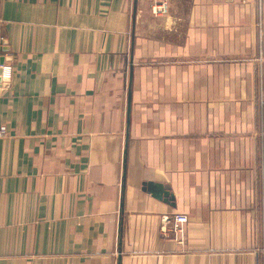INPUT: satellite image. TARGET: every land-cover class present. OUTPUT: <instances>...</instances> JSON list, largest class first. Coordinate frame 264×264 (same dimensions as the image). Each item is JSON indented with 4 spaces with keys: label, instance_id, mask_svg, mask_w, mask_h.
I'll return each mask as SVG.
<instances>
[{
    "label": "crops",
    "instance_id": "crops-1",
    "mask_svg": "<svg viewBox=\"0 0 264 264\" xmlns=\"http://www.w3.org/2000/svg\"><path fill=\"white\" fill-rule=\"evenodd\" d=\"M137 10L0 0V264H264V0Z\"/></svg>",
    "mask_w": 264,
    "mask_h": 264
},
{
    "label": "built area",
    "instance_id": "built-area-1",
    "mask_svg": "<svg viewBox=\"0 0 264 264\" xmlns=\"http://www.w3.org/2000/svg\"><path fill=\"white\" fill-rule=\"evenodd\" d=\"M165 4V2H163ZM161 3V4H163ZM153 13L161 11L159 8L152 9ZM163 11V8H162ZM13 74L12 66L9 62L0 63V78L9 80ZM4 134V127H0V136ZM187 223V216L181 213H175L168 220V223L162 226V233L165 234L171 230L178 235L177 241L182 242L184 234V225Z\"/></svg>",
    "mask_w": 264,
    "mask_h": 264
},
{
    "label": "water",
    "instance_id": "water-1",
    "mask_svg": "<svg viewBox=\"0 0 264 264\" xmlns=\"http://www.w3.org/2000/svg\"><path fill=\"white\" fill-rule=\"evenodd\" d=\"M136 2H137V0H133V11L136 10ZM7 85H8V80L0 78V86L1 87H6ZM147 185H148L149 191L154 193L157 197L167 195V192L162 190L160 185H153L151 183H148Z\"/></svg>",
    "mask_w": 264,
    "mask_h": 264
},
{
    "label": "rangeland",
    "instance_id": "rangeland-1",
    "mask_svg": "<svg viewBox=\"0 0 264 264\" xmlns=\"http://www.w3.org/2000/svg\"><path fill=\"white\" fill-rule=\"evenodd\" d=\"M144 14H145V12H140L138 10L132 11V16H131L132 21L136 22V20H137V21H139V23L144 22L145 21V15ZM154 14H157V13H154Z\"/></svg>",
    "mask_w": 264,
    "mask_h": 264
}]
</instances>
